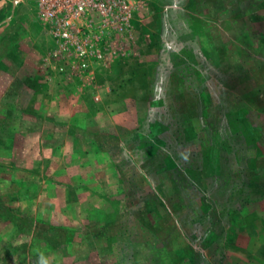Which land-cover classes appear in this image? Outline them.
<instances>
[{"label":"rangeland","instance_id":"rangeland-1","mask_svg":"<svg viewBox=\"0 0 264 264\" xmlns=\"http://www.w3.org/2000/svg\"><path fill=\"white\" fill-rule=\"evenodd\" d=\"M17 2L0 264H264V0H125L68 36ZM9 122L39 132L18 167Z\"/></svg>","mask_w":264,"mask_h":264},{"label":"built area","instance_id":"built-area-1","mask_svg":"<svg viewBox=\"0 0 264 264\" xmlns=\"http://www.w3.org/2000/svg\"><path fill=\"white\" fill-rule=\"evenodd\" d=\"M39 12L46 22L56 21L57 34L68 36L70 29L90 13L113 14L127 5L125 0H38Z\"/></svg>","mask_w":264,"mask_h":264},{"label":"crops","instance_id":"crops-1","mask_svg":"<svg viewBox=\"0 0 264 264\" xmlns=\"http://www.w3.org/2000/svg\"><path fill=\"white\" fill-rule=\"evenodd\" d=\"M17 6H18V2L16 3V0H0V21L4 17V13L5 12L7 13V9L8 8L13 9V8H16ZM26 85H29V84H26ZM0 118L2 119L3 117H0ZM9 123L10 124H9L8 127L11 128L12 134L14 135V137L12 139V146H11V148L9 150V152L12 155V157L9 159V162L13 163V165L11 164L13 167H18L19 166L18 165V161L14 158L13 153L15 151H18V150H23V151L27 152V151H31V150L35 149V147H37V145L36 144H31L29 141L31 140V138L33 136H36L39 132H38L37 129H33L31 127H25L24 129L23 128L18 129L16 124L11 125V122H9ZM19 142H21V143H19ZM23 178H26V177H22V179ZM22 179L20 180L18 178V179H15L13 181L22 182L23 181ZM26 179H28V178H26ZM57 185H60V184H57ZM60 214L63 215L64 212L63 211H61V212L59 211L57 213V216H60Z\"/></svg>","mask_w":264,"mask_h":264},{"label":"clouds","instance_id":"clouds-1","mask_svg":"<svg viewBox=\"0 0 264 264\" xmlns=\"http://www.w3.org/2000/svg\"><path fill=\"white\" fill-rule=\"evenodd\" d=\"M39 264H48L47 260L41 257Z\"/></svg>","mask_w":264,"mask_h":264}]
</instances>
